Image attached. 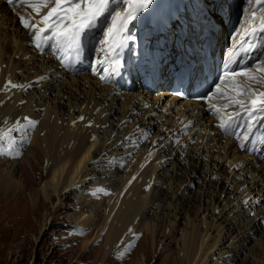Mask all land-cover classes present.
I'll return each instance as SVG.
<instances>
[{
	"label": "rangeland",
	"instance_id": "obj_1",
	"mask_svg": "<svg viewBox=\"0 0 264 264\" xmlns=\"http://www.w3.org/2000/svg\"><path fill=\"white\" fill-rule=\"evenodd\" d=\"M23 7L28 6L23 5ZM0 13L7 16L3 25L0 24V47L5 48V46H8L7 54L3 56V59L4 61H10L11 63L14 62L20 63L21 65L23 64L21 69H17L15 71L16 77L14 83L20 84L23 81H26L28 77L34 76L35 70L38 72L41 71L42 68L40 64L43 61L38 56V58H36V62L33 63L34 65H31L30 67L28 66L30 64V60H32L30 57L33 53L27 45H25L26 47L22 45L24 34L21 32V29L18 28V26L23 27L20 21V16L16 15V23H14V18L12 17L10 9H6L4 5L0 7ZM27 35L29 36V34ZM19 46L24 50L23 55V52L14 53V50L17 51V48H20ZM27 60H29V62L26 64ZM26 66L30 69H27ZM32 66L35 68L32 69ZM67 72L68 74L74 72L83 73L85 72V69H79L78 71L70 70ZM74 77L76 76L71 77L69 81L63 80L62 78L58 79L53 83V89L47 94V97L42 95L41 98L38 97L37 99V101L42 104V106L38 109L39 111L36 110L38 112L37 121L39 122L44 120L46 110H49L58 103L64 105L65 121H68V118L71 116L74 117L73 121H75V123L71 124L69 128L63 127L62 129L58 128L59 130L53 129V134H56L57 136L60 134L78 138L83 129L89 126L90 117H95V115L98 114L102 108L100 104L95 105L96 102L100 101H97V98H101L102 90L96 91L93 86L94 83L91 79H89V77ZM35 79L36 78H32L31 81H35ZM89 81L94 89L90 86ZM88 82L89 88H86V84ZM41 89L42 86L40 87V85L36 84L29 87L27 93L23 92L21 94L25 100L28 98L29 94L32 95V93H36L39 96L42 93H45L44 91L42 92ZM137 92L140 98L138 97L135 99L134 108L131 113L129 106L133 102V99L127 100L126 96H130L132 93ZM155 93L156 92H148L139 88L123 91L115 88L112 94L114 96H119L115 101L116 110L115 112H111V114L107 116V119L105 118L106 122L104 125H99L97 136L94 139L95 142L99 144L101 143L100 149L95 151V154L98 156L95 160H92L93 162L88 163L89 167L87 170H82V173L85 171L89 172L87 182L80 189L73 191L68 196L67 194L69 193L64 190L60 196H57L54 192H52L50 199L45 198L41 188L45 183H48L47 185L50 187L51 182H46L48 177L44 178L40 174L43 172L42 161L40 162L36 159L33 161L34 166L32 167L30 162L34 160L33 155L34 152H36L32 146H23L22 149L19 148L22 152V155L19 157L6 154L0 155V182L1 177L7 172H13L12 185H9L7 189L0 187V264H137L141 259V254L144 253L148 257L144 264H181L179 260V251L182 247V242L179 243L180 237L183 236V234L187 235L185 231H191L193 224L200 225V227L202 226V229H198L199 232L197 231L195 236V243L197 244L196 241L199 242L198 238H200L201 234L205 233L204 226L206 224L204 221H207L208 225L211 224V233L208 231L211 237L220 235V232H217V229L220 227H223L221 231L224 232L223 239L219 242L221 244L224 243V245L219 249L215 248L213 250L212 253H214L213 255L215 256L211 257V259H209V263L207 262L206 264H218V262L221 264L222 261L227 259L229 260H227L224 264H264V236L262 237L264 234V217L260 219L263 223L261 224L260 229L251 234L250 238L247 239L245 246L240 248L239 254L235 256L232 254L237 252L235 248L238 246L239 240L242 236L240 231L245 229V223L248 221L245 216L247 215L249 217V215H253L261 206V209L264 208V204L262 205L264 198L255 195L257 192V189H255L248 197H258L260 198V203L252 206L247 213L240 216L241 218L238 217L236 221H234L237 216V210L233 211L231 208L232 203L229 204V202L235 196H239L246 188H250L251 183L243 182L242 178L244 177L247 179L252 173V170H248L246 173L238 176L237 173H239V171L244 172L245 169L241 170L238 168L233 171L230 170L228 158L222 160L221 163H218L216 159V163H213L211 158L213 159L215 156L213 153L211 154V150L207 151L208 147L206 148V143L208 140L204 139L201 141L202 132H195L194 128L191 126L190 130L181 134V131L177 128L179 121L175 122V119L177 120L176 115L172 114L164 116V114H162L160 116V110L170 97L166 95L158 99L155 97ZM69 95L73 97H68ZM103 99H105V97ZM93 104L96 107H94ZM124 110H126V112L129 110L128 114L130 115L125 118L123 116L122 118L121 115ZM81 116L84 117L83 120L79 119ZM99 116H101V113ZM99 116L94 118L93 123L96 122L95 124H97V121L100 120L98 118ZM142 117V121H148L150 125L144 126L140 123L139 129L145 130L149 134L148 138L144 139L142 142L141 137L138 140L128 141L127 144L124 145H121L122 141L119 144L117 139L120 138L119 136L121 133H124L125 130L123 129L131 125L133 123V119H140ZM52 119L55 118L52 116L51 121ZM123 119H126V121ZM16 121L17 120H14L13 122ZM61 123V119H58L56 122L57 126H60ZM35 127L31 130V132L35 131ZM128 129H130V127L127 128L126 131ZM13 135L15 136L16 133L14 132ZM20 138L21 137L16 139L17 142ZM152 139H154L156 145L153 144V155L149 156L146 160L153 158L157 148L161 145H167L166 148H172L175 144H177V146L181 145L182 148H184L183 152L176 155V157L174 155V158L172 157L169 159L170 161L166 160L168 158H162L163 156L161 157L162 159L159 157V162L166 160V164L164 168L161 166L162 169L158 170L157 168L155 175L152 176L154 181L152 179L149 180L150 177L145 178L144 171H141L142 167L145 166L144 164H146V161L143 162V159H145L144 154L148 153V150H146V143ZM114 142L117 143V148H115L116 145L111 147ZM195 143L201 145L199 150L194 148ZM210 145H212V143H210ZM171 150L172 149H168V152H171ZM186 151H193V153H195L194 157H198L202 161L198 173L200 174L201 171L202 176L204 174L206 175L204 178V176L202 177L198 174L196 177L198 180L194 182L192 186L186 188L183 192V187L186 185L185 181L183 182L185 178V169L183 168V165L185 164V167L190 169L188 170L187 176V178L190 177V179L191 177L193 178L194 174L190 171L197 170L198 167V162L194 161V158H187L188 156L185 153ZM113 155L116 158H118L119 155L122 156L119 158L123 159V163L116 168L110 167L108 169L110 158L107 157L111 156L112 158ZM102 157L104 158L102 159ZM217 157L219 158L218 155ZM232 157H234V155ZM139 158L143 163L135 174L134 172L130 174L128 178V180H130L127 182H129L128 184L135 182L139 183L141 178L144 177V179H146V183L143 187L142 194H144L147 198L156 196L153 201L154 203L152 202L150 204V212L147 215V217H149H146L147 219L145 218L143 221L145 224L142 223L141 226L142 229L145 226H148L150 229H155V227L158 229V235L155 236L156 242L158 241L156 243V247H152L149 237H146V239L144 238L150 234L149 229L145 235L143 232H135L139 235L136 236L137 238L135 237L131 239V243L134 244V247H132V249L127 252L122 259L118 257L119 252L111 253L110 255L104 257L105 254L103 252L104 249L102 240H99L88 250H83L82 240L91 238L98 226L87 229L86 231L84 230L83 233L85 234H82L76 227V223L74 222L72 215L76 212V207H85L87 204L80 202L79 197L81 195H94L93 193L95 188L101 186V184L105 185L110 182H115L116 184V182H120L121 177L125 174V172H130L129 169H132L131 165ZM167 162H169V164ZM113 163L115 165L117 164L116 161ZM256 163L253 164V167H256ZM103 164L105 165V168ZM105 169L106 171H104ZM113 169L116 171H113ZM119 169H122L123 171L118 173V175L115 174L117 171H120ZM79 173L81 175V171L78 172V176L76 175L75 178L80 177ZM111 173V178H113L109 179V182H106L108 181V177L106 175ZM133 177H136L135 180H133ZM219 178L227 184L225 189L227 192H230L229 194L226 193V197H223L222 194V196L216 198L218 193L222 191L220 189L223 187L222 183L219 184V182L222 181L216 182ZM210 180L214 181L215 184H210ZM186 182H190V180L188 179ZM177 199H181L183 202V206H180L181 210L179 211H175ZM235 201L232 200L231 202ZM253 201L256 200L253 199ZM240 211L242 210L240 209ZM219 212L222 214L220 215ZM257 214L258 213L255 215ZM230 220L231 223H234L230 225L228 223L225 224V222ZM100 223L101 221H99L97 225ZM171 226L175 231L173 240L169 242V240H166V234L168 229H171ZM42 227H44V231L41 233ZM141 240L142 243L138 248ZM259 248L263 249L259 250ZM258 253L260 256H257L259 255ZM243 258L244 261L242 260Z\"/></svg>",
	"mask_w": 264,
	"mask_h": 264
},
{
	"label": "bare ground",
	"instance_id": "obj_2",
	"mask_svg": "<svg viewBox=\"0 0 264 264\" xmlns=\"http://www.w3.org/2000/svg\"><path fill=\"white\" fill-rule=\"evenodd\" d=\"M158 1L159 0H153V3H157ZM165 1H167V0H165ZM209 2H211V1L209 0ZM3 5L6 9H10L12 17L14 18V23H16V17L18 15L19 16L35 15L32 12L30 7H23L22 4L16 3V4L9 5V4L5 3L4 0H0V7ZM2 14L0 13V24L1 25H3L4 21H6V19H7V16L2 15ZM1 21H2V23H1ZM240 25H239V27H240ZM18 28H20L21 32H23V34H24L23 40H22V45L23 46L27 45L33 53L32 56L30 57V59H32V60H30V64L28 66L30 67L31 65H34L33 63L36 62V58H38V56H39L43 61L40 64L42 69L39 72L35 70L34 76L28 77L26 81H23L22 83H20V85L25 86V88L24 87H22L23 89L22 88H11V90L4 91L3 89L5 88V85H6L8 80H11L14 83L15 77H16L15 71L17 69H21V67H23L22 66L23 64L21 65L20 63H14V62L11 63L10 61H4L3 56L7 54L8 46H5V48L0 47V128L12 126L13 124H15V122H13V121L18 120V119L20 120V122L22 120L21 124H25L27 122L24 120V117H30L33 120H37V118H38V112L37 111H39L38 109L42 106L41 102L39 103L37 101L38 97L41 98L42 95L47 97V94L49 92H51L53 89V83L55 81H57L58 79L62 78L63 80L69 81V79H71V77H73V76H76V77L85 76V77H89V79H91V81L94 83L93 86H94L96 91L102 90L101 98H97V101H99V100L100 101L99 102L95 101L96 102L95 105L100 104V106L102 107L100 112L95 115V117H96V116H99V114L101 113V116L98 117L100 120L97 121V124H95L96 122L93 123L95 117L94 116L90 117L91 125L84 128L83 131L81 129L82 133H81V135H79L78 138L70 137L67 135H60V134L57 136L56 134H53V132H52L53 129H58V128L62 129L63 127L69 128L70 125L73 124V122H74L73 121L74 117H72V116L71 117L69 116L70 117V118H68L69 120L65 121L64 105L59 104V103L55 104V106L51 107L49 110H46V113H45L46 116L44 117L45 122H44V120H42L41 122L36 124L37 126L35 127L36 129L34 132L29 131L27 133V136L30 137V143H27L26 140L22 138V137H24V133H21V134L16 133V135H15V137H17V138L21 137L17 142V144H18V145H16L17 148L22 149L23 146H28V147L32 146V148L35 149L36 152H34V155H33L34 160H32L33 159L32 158L31 159L32 162H30L32 167L34 166L33 161H35L36 159L39 160L40 162L42 161V163H43V168H42L43 172H41L40 174L44 178L48 177L46 182H51L50 187H49V185H47L48 183H45L41 188V191L43 192L45 198L50 199L52 192H54L55 195L60 196L64 192V190H65V192L69 193V194H67V196H68L73 191L80 189L87 182V179H88L87 177L89 175V172L85 171L84 173H82V170L83 169L87 170V168L89 167L88 163L93 162L92 160L93 159L95 160V158H97L98 155L95 154V151H98V149H100V145H101V143L99 144V143L95 142L93 137L97 136V130L99 128V125L100 124L104 125V123L106 122L107 116H109V114H111V112H113V111L115 112V110H116L115 101L117 100V97H119V96H114L112 94V92L115 90V88L112 85L99 82L97 80V78L94 75L90 74V72L87 70H85V72H83V73L82 72H76V73L74 72V73L68 74V72H67L68 70L78 71L81 68L84 69L86 67V65L83 63L71 64V67H73V68L69 69L68 67H65V66L58 64V62H56L54 60L52 55H49V54L44 53V52L39 53L36 50H34L30 46L29 36L27 35L28 34L27 29H25L21 26H18ZM217 33H218L217 38L221 37L219 34V31ZM18 52L19 53L23 52L22 55L24 54V50L21 49V47L17 48V51L14 50V53H18ZM28 62H29V60H27L26 64ZM26 68L30 69L27 66H26ZM33 68H35V67L32 66V69ZM39 77H44V79L38 81ZM76 77H74V78H76ZM32 78H36L35 81H31ZM34 82H36V83H34ZM89 82L86 84V88H89ZM36 84L40 85V87L42 86L41 91L42 92L44 91L45 93H42L39 96L36 93H32V95L27 94L28 98L24 100L21 93H23V92L27 93V91L29 89V85H31V87H32ZM90 86H91V82H90ZM25 89H27V90H25ZM159 89L160 90L155 91L156 93L154 94L155 97H157L158 99L169 94L167 90H164L163 88H160V87H159ZM93 95H94V92H93ZM68 97H71V96L69 95ZM104 97H105V99H103ZM126 97H127L126 98L127 100L133 99V102L129 106V109H131L130 112L132 113V110H133L134 104H135V99L138 97L140 98V96L138 95V92H137V93H132L130 96H126ZM176 100H177L176 97H171L169 100H167V102L163 105L162 109L160 110L161 111L160 116L162 114H164V116H168V115H172V114L176 115L177 120L175 119V122L179 121L177 128H179L180 131H181V127H182L181 121H183L184 123L191 121L192 127L194 128V131L195 132H198V131L202 132L201 141H203L204 139L208 140V142L206 143V148L208 147L207 151L211 150V154L213 153V155L215 156V158H213V159L209 156L213 163H216L215 162L216 159H217L218 163H221L222 160L228 158L229 163H230V165H229L230 170L233 171L234 169H238V168L241 170L245 169L244 172L239 171V173H237L238 176H241L242 174L246 173L248 170L249 171L252 170V173L250 174V176L247 179L244 177L242 178L243 182L251 183L250 188H246L247 191L245 189L243 192H241V194L239 196H235L232 199L234 201L236 200L235 202H231L232 200L229 202V204L232 203V205H231L232 210L238 211V212L236 211L237 216L234 220V221H236V219L238 217L247 213L248 210L252 206L257 204V202L253 201V200H251L247 204L242 202L245 198H248V196L251 195L253 190L257 189V192L255 193V195H258V197L264 198V183L259 182L261 178H264V163H261L260 159L254 158V156H252L250 154V152L242 151L240 149L237 141L232 136L226 135L222 132V130L220 128H219L220 130L218 129L217 121L219 122V120L217 119L216 116H214L211 112L208 111L207 103H205V104L194 103V102L177 103ZM22 101H23V103H22ZM95 105L93 104L94 107H96ZM158 112H159V110H158ZM128 113H129V110L127 112H126V110H124L122 112V115H121L122 118H123V116H124V118L129 116L130 114H128ZM52 116L55 119H52V121H51ZM61 116L63 117V119ZM58 119H61V122H62L60 124V126H57V124H56ZM126 119H123V120L126 121ZM142 120H143V117L140 119H137V118H135V120L133 119V123L131 125H129L128 127L123 129L125 131L123 134L121 133L122 139H121V134H120V136L118 135L120 138L118 137L119 139H117V142L119 141V144H120L122 141L121 145H124V144H127L128 141H134V140L140 139L141 137L139 136V133L137 131L139 124L141 123L144 126L150 125V123H148V121H142ZM120 127H119V129H120ZM129 127H130V129H128L126 131V129ZM41 132H43V133H41ZM183 132L184 131H181V134ZM79 134H80V132H79ZM126 138H130V139H126ZM143 140H144V138H141V142ZM153 141H154V139H152V140L148 141V143H146V150H148V153L144 154L145 159H143V162L146 161V164H144L145 166L143 165L145 168L144 167H142V169L140 168L141 171H144V177L145 178L150 177L149 180H151L152 176L155 175L157 168H158V170L162 169L161 166H163V168H164V166L166 164V160H169L172 157L174 158V155L176 157V155L180 154L184 150V148H182L181 145L177 146V144H175L172 148H166L167 145L166 146L161 145V146H159V148H157L156 153L154 154L155 156H153V158H151V159L146 160L149 157V153L154 152ZM210 143H212V145H210ZM113 146H115V148L118 147L116 142H114L111 145V147H113ZM200 146H201L200 144L195 143L194 148L196 150H199ZM168 149H172L171 152H168ZM160 152H161V154H160ZM185 153L188 156L187 157L188 159L194 158V161L198 162V167H197V170H191L190 171V172L194 173L193 178L191 177V179H190V177L187 178L188 170H190V169H187L185 167V164L183 165V168L185 169V174H184L185 178H184V180L183 179L182 180H183V182L185 181V183H186V185L183 187V192L186 188H188L189 186H192V184L198 180V179H196V177L199 174L198 171H199L200 166H201L200 164L202 163V161L198 157H194L195 153H193V151H186ZM124 154H127V153H124ZM114 155L112 158H111V156L107 157V158H110L109 162L111 163V164L109 163L108 169L110 167L116 168V167L120 166V164L123 163V159L119 158L122 156L119 155V157L116 158ZM217 155L219 156V158L217 157ZM233 155H234V157H232ZM159 157L160 158L161 157L162 158H168V159H166L165 161L159 162L160 161ZM103 158L104 157H102V159ZM112 161L113 162L116 161L117 164L115 165ZM124 161H126V160H124ZM143 162L140 158L137 161H135V163L131 165L132 169H129L130 172H128V173L125 172V174L121 177L120 182H116V184H115V182H110L109 184H105V185L101 184L102 187H105L108 189V191L111 193L110 195H105V194L101 193L98 195L94 194V195H90V196H87V195L82 196L81 195L79 197L80 202L87 203V204L85 207L84 206L83 207H81V206L76 207V212L73 213V215H72V218H73L74 222L76 223V227L78 228V230L82 234H85V233H83L84 230L86 231L87 229L98 226L96 228L94 235L91 238L82 240L83 250H88L95 243H97L99 240H102L103 249H104L103 252L105 254L104 257H106V256L110 255L111 253H118L121 250L125 249L126 246L131 242V239L134 238L133 233L143 232L144 235L147 234V232L150 228H148V226H145L142 229L141 226H142L143 221L145 220V218L149 214L150 204L154 201L156 196L155 197L152 196L151 198H147L146 196H144V194H142L143 193V187L146 183V179H144V177L141 178L139 183L135 182V183L128 184L129 182H127L130 180V179L128 180L130 174H132V172H134V174H135V172L139 169V167L141 166V164ZM167 163L169 164V162H167ZM255 163H256V165H255L256 167H253V164H255ZM173 164H174V162H173ZM103 166L105 168L104 164H103ZM191 168H194V167H191ZM114 170L115 169H113V171ZM119 170L120 171H117L116 173L115 172L114 173L118 175V173L123 171L122 169H119ZM79 171H81V175L79 173L80 177L75 178L76 175L78 176ZM104 171H106V169ZM201 173L202 172L200 171V174H199L200 176H202ZM111 175H112V173L106 175L108 177V181H106V182H109V179L113 178V177L111 178ZM205 175L206 174L203 175L204 178H205ZM188 179L190 180V182H186V180H188ZM105 180H106V178H105ZM138 181H139V179H138ZM218 181H222V182H219V184L222 183L223 187L220 189L222 191H220V193H218V196L216 198H218L219 196H222V194H223V197H226V193H228V194L230 193V192H227V190L225 189L227 187V184H225L221 178L216 180V182H218ZM12 182H13V172H7L4 176L1 177L0 187L7 189L9 187V185H12ZM210 182H211L210 184H215L214 181L210 180ZM207 183H209V182H207ZM101 186H98V187H101ZM98 187H96L95 190ZM67 190H69V191H67ZM64 194H66V193H64ZM157 194H158V192H157ZM92 198H94V199H92ZM263 204H264V202L262 203V205ZM181 205L183 206V202L181 201V199H177V203L175 205V211L181 210L180 209ZM261 208H262V206L256 212V213H258L257 215H255L256 213H254L251 216L249 215V217L247 215L245 216V218L248 219V221L245 223V229L240 231V234L242 236H241V239L239 240L238 246L236 248L234 247L237 252L233 251L234 252V253H232L233 256L239 254L240 248L245 246L247 239L250 238L251 234L258 231L260 229L261 224H263L262 220H260V219H262L264 217V210H263L264 208L263 209H261ZM240 209L242 211H240ZM218 211H220V210H218ZM219 214L221 215L222 213L219 212ZM99 221H101V223L99 225H97L99 223ZM204 223L206 224L204 226L205 233L201 234L200 238H198L199 242L196 241L197 244L195 243V236H196V232L198 231V229L199 230H200V228L202 229V226L200 227V225L193 224L191 231H185V233L187 235L183 234V236L180 237L179 243L182 242V247L179 251V260H180L181 264H206L207 262L209 263V259H211V257L215 256V255H213L214 253H212L213 250L215 248L219 249L220 247H222L224 245V243H222V244L219 243V242H221L220 240H222L223 236H224V232L221 231L223 229V227H220L219 229H217V232L218 233L220 232V235H217L216 237L215 236L211 237V235H210V233H211V231H210L211 226L210 225L211 224L208 225L207 221H204ZM227 223L230 225L234 222L231 223V220H230V221L225 222V224H227ZM143 224H145V223H143ZM149 225H150V223H149ZM243 227H244V225H243ZM43 231H44V227L41 228V233ZM174 231L175 230L172 229V226H171V229H168V232L166 234L167 235L166 240H169V242H171L174 238ZM208 231L210 233H208ZM156 235H158V229H156V227H155V229L154 228L150 229V234H148L147 236L144 237L145 239H146V237L150 238V242H151L152 247H156V243L158 242V241L156 242V240H155ZM263 236H264V234L262 235V237ZM197 237H198V234H197ZM141 243H142V240L139 242L138 248L140 247ZM251 248L253 249L252 246H251ZM260 248H259V250L263 249V248L262 249H260ZM257 256H260V254ZM147 258L148 257L145 255V253L141 254V259L137 264H144L147 261ZM227 260H229V259H227ZM227 260L222 261L221 264L226 263ZM242 260L244 261V258ZM255 260H257V259H255ZM218 264H219V262H218Z\"/></svg>",
	"mask_w": 264,
	"mask_h": 264
},
{
	"label": "snow or ice",
	"instance_id": "obj_3",
	"mask_svg": "<svg viewBox=\"0 0 264 264\" xmlns=\"http://www.w3.org/2000/svg\"><path fill=\"white\" fill-rule=\"evenodd\" d=\"M6 2L9 5L27 4L31 8L35 15H22L20 17L22 26L28 30L32 43L38 50L43 52L46 47L49 48L57 54V59L65 67L71 65L80 55L88 33L97 28L102 19H106L107 23L99 41L101 59L97 61L94 71L100 72V79L108 82L123 67L120 49L130 38V25L152 5L153 0H6ZM262 49H264V0H246V6L242 9V23L231 37V45L226 51L217 82L207 92L197 96V99L207 102L208 111L219 120L217 126L226 134L232 135L242 151L260 156H264ZM257 53L259 55H256ZM101 65L103 67H100ZM42 79L44 77H39L38 81ZM22 87L24 86L8 80L3 90ZM177 95L182 93L177 92ZM79 119L83 120L84 117L81 116ZM24 120L27 123L21 124L20 120H17L10 127L0 128V155L17 157L22 155L16 147L17 140L13 133H24L22 138L30 143L27 133L39 123L30 117H24ZM181 125V131L186 132L190 130L192 122L181 121ZM137 131L140 137L148 138L149 134L145 130L138 127ZM151 155L153 153L150 152L149 156ZM259 182L264 183V178ZM101 193L111 194L102 186L93 194ZM253 199L257 204L260 203L258 197H248L242 202L247 204ZM138 235L133 233L134 238ZM132 247L134 244L130 242L118 253V257L122 259Z\"/></svg>",
	"mask_w": 264,
	"mask_h": 264
}]
</instances>
